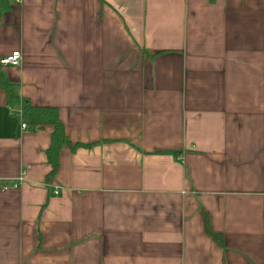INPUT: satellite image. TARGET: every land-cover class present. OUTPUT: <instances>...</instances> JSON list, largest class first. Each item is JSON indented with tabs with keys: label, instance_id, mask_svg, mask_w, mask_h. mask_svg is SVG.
<instances>
[{
	"label": "crops",
	"instance_id": "obj_1",
	"mask_svg": "<svg viewBox=\"0 0 264 264\" xmlns=\"http://www.w3.org/2000/svg\"><path fill=\"white\" fill-rule=\"evenodd\" d=\"M7 6L0 264H264V0Z\"/></svg>",
	"mask_w": 264,
	"mask_h": 264
},
{
	"label": "trees",
	"instance_id": "obj_2",
	"mask_svg": "<svg viewBox=\"0 0 264 264\" xmlns=\"http://www.w3.org/2000/svg\"><path fill=\"white\" fill-rule=\"evenodd\" d=\"M8 0H0V14L3 10L8 9ZM0 90L6 95L8 101L16 98L12 93V87L4 80V76L0 72ZM20 122L30 131L39 130L45 126H51L53 133L51 136V147L47 151V160L52 167V174L58 168L57 153L61 146H70L66 140L62 125L59 122L57 111L53 108H40L31 106L26 100L21 102ZM79 146L71 147L75 150Z\"/></svg>",
	"mask_w": 264,
	"mask_h": 264
},
{
	"label": "built area",
	"instance_id": "obj_3",
	"mask_svg": "<svg viewBox=\"0 0 264 264\" xmlns=\"http://www.w3.org/2000/svg\"><path fill=\"white\" fill-rule=\"evenodd\" d=\"M20 61H21L20 53L13 52L11 55L0 59V66L1 67H18L20 65ZM20 127L21 129H25L24 124H21Z\"/></svg>",
	"mask_w": 264,
	"mask_h": 264
}]
</instances>
